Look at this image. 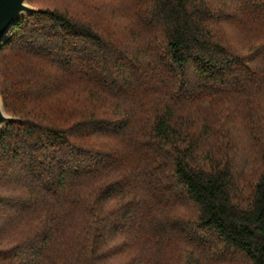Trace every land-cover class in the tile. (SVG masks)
Returning <instances> with one entry per match:
<instances>
[{
    "label": "trees",
    "instance_id": "16d2710c",
    "mask_svg": "<svg viewBox=\"0 0 264 264\" xmlns=\"http://www.w3.org/2000/svg\"><path fill=\"white\" fill-rule=\"evenodd\" d=\"M28 3L0 264H264V0Z\"/></svg>",
    "mask_w": 264,
    "mask_h": 264
},
{
    "label": "water",
    "instance_id": "95a60500",
    "mask_svg": "<svg viewBox=\"0 0 264 264\" xmlns=\"http://www.w3.org/2000/svg\"><path fill=\"white\" fill-rule=\"evenodd\" d=\"M29 0H0V41L7 30L21 17L38 11L28 3ZM5 109L0 96V133L3 128L14 121Z\"/></svg>",
    "mask_w": 264,
    "mask_h": 264
}]
</instances>
